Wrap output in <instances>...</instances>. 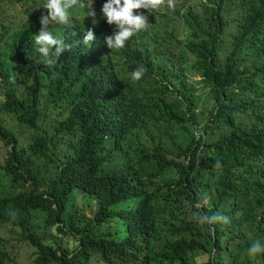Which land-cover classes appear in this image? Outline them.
I'll return each mask as SVG.
<instances>
[{
  "label": "trees",
  "instance_id": "obj_1",
  "mask_svg": "<svg viewBox=\"0 0 264 264\" xmlns=\"http://www.w3.org/2000/svg\"><path fill=\"white\" fill-rule=\"evenodd\" d=\"M188 1L170 8L184 20L187 38L176 36L169 19L161 30L164 53L144 33L110 49L102 33L116 28L95 11L92 44L82 43L81 19L50 26L71 50L46 65L34 39L46 0L34 1L37 18L27 10L13 33H0V112L36 132L26 151L0 123L9 148L0 183L7 179L12 187L0 192V224L19 228L36 248L30 264H252L248 249L264 239V0ZM91 2L69 15L89 17ZM233 19L236 32L226 48ZM137 68L144 74L133 81ZM189 69L202 82L190 81ZM195 85L209 87L215 100L204 128L210 136L178 143V130L199 116ZM70 90L73 99L63 104ZM66 105L69 114H61ZM47 111L61 116L51 132L40 125ZM245 116L254 120L243 124ZM38 159L56 164V174L45 177ZM78 195L96 201L94 217L80 215ZM198 212L226 219L200 225ZM35 213L45 230L74 235L75 251L48 244ZM198 252L208 260L198 263ZM258 258L264 262V253ZM13 261L0 236V264Z\"/></svg>",
  "mask_w": 264,
  "mask_h": 264
},
{
  "label": "rangeland",
  "instance_id": "obj_2",
  "mask_svg": "<svg viewBox=\"0 0 264 264\" xmlns=\"http://www.w3.org/2000/svg\"><path fill=\"white\" fill-rule=\"evenodd\" d=\"M35 0H0V33L4 34L5 36L9 33H13L19 26L21 19L23 17L27 16L26 11L30 10V15L33 19L37 18L40 13L38 12V6L34 4ZM194 1V0H193ZM237 16V11L234 9L233 11V17ZM77 19H80L81 16H76ZM171 19L174 20L175 27H178L176 31V36L179 39L185 40L187 32L184 30L183 20L179 17L171 16ZM236 19H233L230 22V26L227 29L226 35L229 36L228 41L225 42V47L230 48V42H231V34H234L236 32V29H233V26L236 24ZM9 27L10 25H14L15 27L11 29L9 32H7L3 26ZM231 25H233L231 27ZM55 36H60V31L56 30L53 33ZM232 36V35H231ZM147 40V39H145ZM152 46L154 47L155 44V38L150 41ZM163 52L165 50H162ZM194 62V58L192 56H188L187 66H190ZM120 65V62H119ZM186 76L189 77L190 81L196 82V80H200L199 74L195 73L192 70H186L185 71ZM2 81L0 78V87L2 85ZM196 88H198V96L200 98V101L198 102V106L196 107L197 113L199 116L196 118V123L193 125H186L184 128H180L178 130V135L176 141L178 143H187L192 136H199L201 134L204 135V137L209 138L210 134H206L204 131V128L208 125V116L212 113V108L214 105V98L210 96L211 90L209 87L204 88L203 85H195ZM202 88H204L202 90ZM76 90H70L64 93L66 95V99L63 102V104L69 103L73 99V95L75 94ZM4 100V96L0 89V104ZM64 112V110L61 111V114ZM48 120L41 122L40 125H42V128L45 129L47 132H51L50 125L53 123V121H59L61 119V116L59 113L54 111H47ZM251 120H254L253 118L249 116H245L243 118H240L241 123L247 124ZM0 123H2L7 128L11 129L13 133L17 136L20 147L26 151L29 149V145L32 143L36 136V132L32 129H28L26 126L18 124L16 120L9 114L0 112ZM211 133V130L209 131ZM62 137V136H60ZM59 137V138H60ZM8 147L5 146V144L0 139V165L4 163V161L7 158V152ZM36 163L39 164L42 168V170L47 173L44 176H54L56 174L55 168L56 164L50 163L45 161L44 159H38L36 160ZM20 189L22 192L28 191L30 189L29 184H26L24 186H20ZM12 191L11 185L8 183L7 179H4L2 183H0V192L9 194ZM82 195H78L77 197V204L79 207H82L84 199H82ZM206 203V201L204 202ZM72 203H70L69 210H72ZM97 203L96 201H93V204L91 206L85 205L84 210L80 212V215H87L89 217H94L95 213L97 212ZM35 220H33V223L36 222L37 225H40L41 227L39 229H36L37 232L40 234H44L47 243L50 245H53L55 247L61 245L64 248H67L69 251L74 252L75 249L78 246V239L74 235H63L61 233H58L55 228H51L49 230H45L42 227L41 218L42 215L40 213L34 214ZM0 235L5 238L6 240V247L7 250H9L12 254V257H15L16 262L18 264H30V256L33 255L36 252V248L30 243V241L24 236L21 238V233L19 228H14L10 224H0ZM264 244V239H263ZM196 260L198 263L206 262L209 258V254H202L201 252H198L196 254ZM246 261L252 262V264H264L263 260L261 258H258V254L255 256H250L245 258ZM15 261H13L10 264H17Z\"/></svg>",
  "mask_w": 264,
  "mask_h": 264
},
{
  "label": "clouds",
  "instance_id": "obj_3",
  "mask_svg": "<svg viewBox=\"0 0 264 264\" xmlns=\"http://www.w3.org/2000/svg\"><path fill=\"white\" fill-rule=\"evenodd\" d=\"M175 1L177 4V0H103L101 1L100 6H97V0L95 3H93L94 0H92L89 5V8L91 9L88 13L89 17L84 15V13L79 15L81 16L80 19L82 20V26L86 27L85 30H87L84 34L82 43L84 45H89L96 40L95 35L97 33L95 30V24L98 23V21H95L96 11L100 13L101 18H104L109 25L116 28L114 35L109 36V31L102 33V36L105 38L106 44L110 49H122L126 46V42L131 37H133V39L137 37V40L140 38L138 36L144 33L143 36H146L150 41L155 38L154 48L157 52L164 53L165 51L163 52L162 50L166 49L164 40L165 33H162L161 30L165 31L166 25L169 24V19H171V16H174L170 12V8H174ZM196 1L198 0H189L188 5L194 4ZM83 6L84 0H46V3L42 8L47 10H41V13H44L40 18L41 28L39 33L34 36L35 44L38 46L39 53L42 54L44 64H54L56 59L60 58L62 53L65 51L70 52L71 50V45L67 44L64 39L55 36L53 34L54 30L50 29V26H68L70 20L76 17L73 15L74 12L69 15L70 11ZM170 22L174 25V20L171 19ZM183 25L185 30L184 20ZM143 74L144 69L137 68L131 73V79L133 81H139ZM199 78L200 80L196 81L202 82L203 79L201 75H199ZM62 110H64L62 114H69L68 105ZM55 122L56 120L53 121L50 127H52ZM219 166L220 162L217 161L216 167ZM83 202V208L86 204L89 206L93 204V202L89 204L85 199ZM75 203L77 205V199ZM195 216L200 225L213 224L226 219L219 213L209 216L203 212H198ZM248 253L250 256L264 253V244H261L259 241H254L250 245Z\"/></svg>",
  "mask_w": 264,
  "mask_h": 264
},
{
  "label": "water",
  "instance_id": "obj_4",
  "mask_svg": "<svg viewBox=\"0 0 264 264\" xmlns=\"http://www.w3.org/2000/svg\"><path fill=\"white\" fill-rule=\"evenodd\" d=\"M214 257V256H213Z\"/></svg>",
  "mask_w": 264,
  "mask_h": 264
}]
</instances>
